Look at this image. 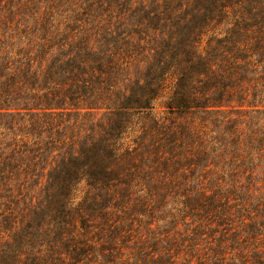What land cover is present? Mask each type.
Listing matches in <instances>:
<instances>
[{"label": "trees", "instance_id": "16d2710c", "mask_svg": "<svg viewBox=\"0 0 264 264\" xmlns=\"http://www.w3.org/2000/svg\"><path fill=\"white\" fill-rule=\"evenodd\" d=\"M0 264H264V0H0Z\"/></svg>", "mask_w": 264, "mask_h": 264}]
</instances>
